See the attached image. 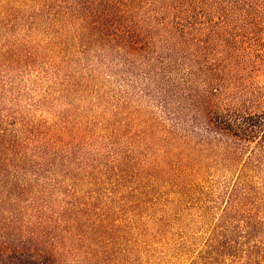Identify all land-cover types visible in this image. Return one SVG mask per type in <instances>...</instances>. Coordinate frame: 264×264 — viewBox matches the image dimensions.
I'll return each mask as SVG.
<instances>
[{
	"label": "rangeland",
	"instance_id": "obj_1",
	"mask_svg": "<svg viewBox=\"0 0 264 264\" xmlns=\"http://www.w3.org/2000/svg\"><path fill=\"white\" fill-rule=\"evenodd\" d=\"M232 1L188 9L212 20L204 38L239 40ZM67 5L0 0V234L8 223L18 236L43 234L61 264H193L226 232L264 264V160L252 163L251 200L226 210L256 143L233 161L192 110L185 93L203 89L202 68L180 65L182 97L164 106L159 75L128 69L100 33L151 23L160 9ZM253 79L264 86V65ZM250 216L263 221L251 239Z\"/></svg>",
	"mask_w": 264,
	"mask_h": 264
},
{
	"label": "trees",
	"instance_id": "obj_2",
	"mask_svg": "<svg viewBox=\"0 0 264 264\" xmlns=\"http://www.w3.org/2000/svg\"><path fill=\"white\" fill-rule=\"evenodd\" d=\"M200 1L62 0V3L68 4L64 9H144V6L145 9H160L147 12L151 15V23L123 25L122 28L104 29L100 33L106 36L108 42H113L112 48L125 61L128 69L134 72V65L142 63L150 67V77H154V73L159 75L160 98L164 106L169 107L173 98L182 97V80L173 75L182 72L179 66L191 64V75L195 68H202L204 79L200 82L203 89L193 88L192 83L190 90L195 94L185 93L191 99L192 110L203 114L211 132L219 134L221 140L229 145L233 161L250 144L256 143V149H252V157L244 165L226 207V210L236 209L251 200L254 177L257 176L252 163L264 160V86L253 79L264 65V52H260L264 49V12L258 10L264 0H237L235 5L232 1L233 9H238L236 14L239 17L235 23L241 29L240 38L234 41L224 30L216 35V41H220L217 43L214 37L206 35L204 38L202 33L209 29L212 20L207 15L202 17L200 13L188 10L197 9ZM150 24L151 28L159 27L152 28L154 32L145 31ZM244 37L247 41L243 40ZM246 42L249 45H245ZM226 88L233 90L227 91ZM223 102L225 107H222ZM7 186L10 192H15L12 185L7 183ZM231 212L229 210L228 213ZM253 216L245 219L248 227L246 237L249 239L263 226V221H257ZM17 236L13 223L2 227L0 264H61L53 239L49 240L34 231ZM237 242L240 243L226 232H221L211 239L203 255L193 264H226V258H231L233 264H239L240 257L243 264H260L258 251L242 250L241 255ZM255 252H258V257L253 255Z\"/></svg>",
	"mask_w": 264,
	"mask_h": 264
}]
</instances>
